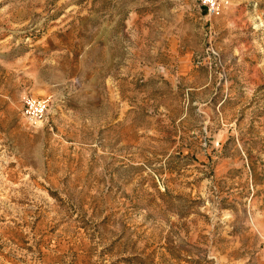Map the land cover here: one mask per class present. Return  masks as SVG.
<instances>
[{
  "label": "rangeland",
  "instance_id": "obj_1",
  "mask_svg": "<svg viewBox=\"0 0 264 264\" xmlns=\"http://www.w3.org/2000/svg\"><path fill=\"white\" fill-rule=\"evenodd\" d=\"M224 3L0 0V264H264V0Z\"/></svg>",
  "mask_w": 264,
  "mask_h": 264
},
{
  "label": "built area",
  "instance_id": "obj_2",
  "mask_svg": "<svg viewBox=\"0 0 264 264\" xmlns=\"http://www.w3.org/2000/svg\"><path fill=\"white\" fill-rule=\"evenodd\" d=\"M200 5L208 14L219 15L226 4L224 0H200ZM22 105L24 118L32 124L42 122L48 116L51 106L48 98L33 95H26Z\"/></svg>",
  "mask_w": 264,
  "mask_h": 264
}]
</instances>
